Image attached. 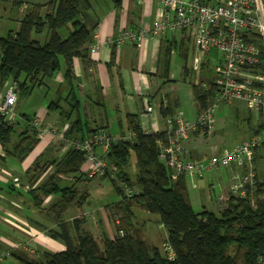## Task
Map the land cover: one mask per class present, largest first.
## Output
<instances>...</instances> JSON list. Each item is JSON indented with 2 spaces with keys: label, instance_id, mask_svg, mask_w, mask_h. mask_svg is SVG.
<instances>
[{
  "label": "trees",
  "instance_id": "trees-1",
  "mask_svg": "<svg viewBox=\"0 0 264 264\" xmlns=\"http://www.w3.org/2000/svg\"><path fill=\"white\" fill-rule=\"evenodd\" d=\"M45 2V5H36L21 19L18 31L0 37V91L11 80L18 86V95L27 97L37 88L45 87L48 80L62 71L63 85L68 89L65 100L68 110L59 99L49 102L48 112L71 120L65 137L83 141L103 127L91 129L84 119L74 60L81 59L84 65H91L90 46L94 42L97 25L90 26L86 21L91 6L89 0ZM44 6L47 10L42 14ZM63 28H71L66 38L60 35ZM46 30L50 32L48 42L41 44L32 39L33 33L41 34ZM250 37L264 49L258 34L251 33ZM171 53L172 46H167L164 49L167 69ZM192 89L200 114L214 100V89L213 86L204 88L202 84H195ZM161 112L166 118L173 116L171 108H162ZM128 118L131 131H135L137 136L132 143L112 145L107 155L106 172L99 176L108 178L113 190L121 196V201L106 207L114 218V237L110 238L102 230L98 242L83 229V218L70 222L61 218L70 209L89 201V192L78 191L77 187L81 182L97 177L81 171L86 163L84 152L65 147L66 152L59 158L49 159L45 154L38 158L29 175L33 189L27 192L37 209L44 212L46 208L39 196L56 197V202L48 206L47 211L57 220L58 226L47 230L46 234L61 242L65 250H39L35 258L12 250L5 254L15 258L18 264H264V145L254 150L255 192L246 199L230 196L222 202L224 205L219 213L207 210L198 213L191 204L188 178L172 181L169 169L159 159L158 142L166 141L167 133L146 134L136 124L134 116L129 115ZM35 119L34 116L22 115V120L8 126L0 115V143L6 153L18 161H23L40 142L39 131L33 125ZM248 120L250 123L251 119ZM259 129L253 135L258 134ZM133 157L138 170L135 182L126 172ZM50 168H53L52 173L42 182L43 175ZM238 171L246 173V168ZM61 178L72 179V182L67 185ZM133 186L138 189H133ZM125 187L132 191L130 195ZM135 209L160 215L161 224L168 231L167 243L175 252L174 260H169L160 248L144 237V229L138 228L134 222ZM117 218L119 224L116 223ZM5 254L0 253V257Z\"/></svg>",
  "mask_w": 264,
  "mask_h": 264
},
{
  "label": "crops",
  "instance_id": "crops-1",
  "mask_svg": "<svg viewBox=\"0 0 264 264\" xmlns=\"http://www.w3.org/2000/svg\"><path fill=\"white\" fill-rule=\"evenodd\" d=\"M89 2L91 4L89 12L92 14L87 13L86 21L88 23L90 19V23H88L90 26L97 25L92 45L98 44L99 50L89 54L91 63L89 66L84 65L81 59L74 60L77 85L83 101L84 119L89 122L91 129L103 127L107 128L109 133L112 129L121 131L120 133H111L112 135L131 131L129 115L134 116V120L141 130H150L153 133L165 132L166 117L162 116L161 109L171 108L173 115H175L183 104L180 98L170 95L169 87L175 86L172 85L174 81L172 74L173 53L178 46L184 48L185 42L190 41V39L184 33H165L158 38H150L142 49L138 48L136 43L131 40H125L121 46H117L115 40L122 32L137 33L141 28H150L155 14L162 10V5L155 1H147L142 4L138 0H109L104 5L93 3L92 0ZM45 3V1L29 3L24 0L15 2L14 6H17L23 15L18 22L20 23L21 19L36 5H45ZM46 9L47 6L42 8V14ZM167 46H172L168 69L165 66L164 58V49ZM12 84L11 80L4 84L0 91V101L4 99L5 91ZM63 84L64 77L61 71L54 79L48 80L45 87L40 89H47L48 93L53 92L51 101L60 99L61 105L68 110V105L65 102L68 89ZM199 84H202L204 88L207 87V83H203L202 80ZM31 95L29 96L31 97ZM192 96L194 98L193 93ZM48 104L47 99L46 102L45 99L42 100L33 116L43 123V127H49L54 134L65 136L71 120H64L59 117L58 113L48 112ZM148 104L154 108V112L150 115L146 112ZM194 106L198 116L199 112L195 101ZM20 119L22 120V118ZM54 134H49L40 139L38 145L23 161H18V159L9 156L0 143L1 254L8 253L7 250L25 253L30 250L33 252L35 247L44 248V251L60 252L65 250V246L61 242L51 239L46 234L47 230L58 226L57 220L47 211L48 201H56V197L39 196L43 200L44 208H46L44 212L37 209L36 204L27 193L28 190L33 189L29 184V175H31L30 170L38 158L43 154L49 159L59 158L66 152L62 140L57 139ZM211 136L212 134L206 137L195 134L191 137L186 147L190 158L195 161H206L210 152L219 153L221 151L222 145H209L207 143ZM57 150H60L58 155H54ZM97 152L100 153L101 151L98 149ZM225 169L229 182L217 177L215 181H211L210 192L218 188L221 191V196L229 194L232 174L239 168L233 165ZM52 171L53 168H50L47 173L51 174ZM81 171L89 175L86 163ZM105 179L97 176L89 182H81L77 189L78 191H88L89 200L92 197V188L97 190L95 197H98L99 194H110L114 190L112 186L107 189L103 186ZM69 180L72 182V179ZM198 180L190 179L193 188L199 187L198 182L200 183L202 180ZM88 202L74 208L75 214L72 216H69L73 210L70 209L61 218L70 222L75 218L84 216L82 224L84 230L90 232L96 239L98 236L100 237L102 230L110 238H113L115 228L112 233L111 227H115L114 218L111 216L109 208H106L113 203L100 207L95 206L96 208L88 207L85 210L84 207L89 204ZM221 204L222 202L217 201L214 208L207 211L219 213L223 208ZM89 208L91 211H88ZM96 216L97 225L92 228L91 222L95 223L96 221H91L90 218L94 219ZM29 256L31 257V255ZM4 263L18 264V261L8 255Z\"/></svg>",
  "mask_w": 264,
  "mask_h": 264
},
{
  "label": "built area",
  "instance_id": "built-area-1",
  "mask_svg": "<svg viewBox=\"0 0 264 264\" xmlns=\"http://www.w3.org/2000/svg\"><path fill=\"white\" fill-rule=\"evenodd\" d=\"M145 4L155 1L162 5V10L155 14L150 28H141L137 33L122 32L115 44L121 46L125 40H131L142 49L150 38H158L165 33H184L198 51L209 52L217 49L223 54V63L217 69L214 79V100L196 119L189 120L184 112L178 111L165 118L168 135L166 141H159V159L170 171L172 181L181 177L205 179L207 174L236 165L246 168V173L236 171L231 177L230 196L246 199L256 190L254 173V150L264 145V49L254 42L250 35L260 36L264 47V0H138ZM99 45H91L90 53H96ZM202 62L195 61L194 68L199 69ZM18 86L10 85L0 101V115L6 125L17 123L16 105ZM234 101H242L257 111L261 117V130L246 142L236 144L232 149H223L211 154L206 161L190 158L187 144L194 134L205 136L215 130L217 109ZM146 112H154L147 105ZM34 127L39 131L40 139L54 134L49 127H43L38 119ZM146 134L150 130H142ZM62 140L64 147L75 148L85 153L90 177L102 176L107 169V155L114 143L134 142L137 133L112 135L107 128L99 129L85 140H73L64 135L54 134ZM101 152L98 153L97 150ZM112 178H114L112 176ZM29 189V188H28ZM132 191L127 189V194ZM119 224V218L116 219ZM121 234H123L121 232ZM169 260L175 259V252L169 243L163 245ZM7 255L0 257V264Z\"/></svg>",
  "mask_w": 264,
  "mask_h": 264
},
{
  "label": "rangeland",
  "instance_id": "rangeland-1",
  "mask_svg": "<svg viewBox=\"0 0 264 264\" xmlns=\"http://www.w3.org/2000/svg\"><path fill=\"white\" fill-rule=\"evenodd\" d=\"M23 1V0H0V37H7L10 33H15L18 28L20 27V23L18 20L23 16L20 12V9L17 6H14L15 2ZM28 1L29 3H41L45 0H24ZM93 3H101L104 5L109 0H92ZM47 10V9H46ZM45 10V11H46ZM89 14H92L89 12ZM90 23V19L88 21ZM71 29V28H70ZM70 29L63 28L60 31V35L63 38H66L67 35L71 32ZM50 37V32L48 30L44 31L41 34H32V39L44 44L48 42ZM1 54V51H0ZM172 58V74H173V87H169L170 95L172 97L180 98L183 102L182 108L179 111L184 112L185 117L189 120H194L197 116V112L194 106V98L192 96L193 93V85L199 84L202 80L203 83H207V89L213 86V83L217 69L223 63V54L217 49H211L209 52L198 51L195 49L192 41L185 42V47L182 48L178 46L175 48V52L173 53ZM198 59L200 63L202 62L199 69H195V61ZM60 61L64 66L63 59L61 58ZM185 70H187V74H185ZM213 79V80H212ZM212 80V82H209ZM7 91V90H6ZM5 91V93H6ZM4 93V94H5ZM53 93V92H52ZM52 93H48L47 89H40L37 88L32 93L31 97H22L18 95V101L16 105V115L17 119L20 120L21 114L22 115H29L32 117L41 104L42 100L46 99L51 102L53 95ZM199 115V114H198ZM251 122L249 123V120ZM166 123V122H165ZM260 128V129H259ZM259 129L261 130V117L257 111L253 108L249 107L246 103L242 101H234L231 104H225L220 106L216 112V125L215 130L212 132V136L209 137L207 143L209 145H222L223 148L220 149H232L236 144L240 142H246L247 140L251 139L252 133ZM120 133L121 131H117L116 129H112L111 133ZM127 133V132H126ZM209 134V135H211ZM204 137V136H202ZM206 140V139H205ZM243 140V141H242ZM65 148V147H63ZM62 150V149H61ZM60 150L54 152V155H58ZM213 154L210 152V155ZM207 159V158H206ZM126 172L130 177L132 182L136 181L138 170L136 166L135 159H132V163L126 168ZM50 174L47 172L43 175L42 182H44ZM226 169L221 168L215 171H212L207 174L205 179L202 180L200 183L198 182V188H193L190 179H187V188L188 193L191 199V204L195 212H203L205 210H212L214 208L215 203L220 201V189L216 188L214 191L210 192L211 189V181H215L217 177L225 179V182H229V179L226 176ZM99 177V176H98ZM67 185H70L71 180L61 178ZM104 187L111 188V182L108 178L105 179ZM198 180V181H199ZM197 182V181H196ZM113 188V186H112ZM133 189L137 190L136 186L132 187ZM125 189H127L125 187ZM97 190L91 189L92 197L89 200V204L85 205L84 209L86 210L88 207L94 208L95 206L100 207L106 205L108 203H116L121 201V196L117 194L115 191L112 193H107L95 197ZM230 191V190H229ZM229 195V194H228ZM227 196V195H222ZM48 206H52L56 201H48ZM47 202V203H48ZM224 202V201H220ZM221 205H224L222 203ZM88 211H91V209ZM96 208V207H95ZM72 214H75L74 208H72ZM50 212V211H48ZM53 212V211H51ZM135 224L138 228L144 229V237L153 243L156 247L160 248L161 252L164 253L163 245L168 240V231L167 229L161 224V218L158 214H151L140 209H135ZM84 218V216H81ZM91 227L95 228L97 225V216L92 219ZM115 225V224H114ZM115 227H111L112 233L114 232ZM98 236V235H96ZM94 237V236H93ZM101 237V236H100ZM100 237L95 239L100 240ZM33 249V248H32ZM44 251V248L35 247L31 252L28 250V254L31 257L35 258L36 251ZM1 251V249H0ZM50 252H55L54 250ZM7 264V263H2Z\"/></svg>",
  "mask_w": 264,
  "mask_h": 264
}]
</instances>
